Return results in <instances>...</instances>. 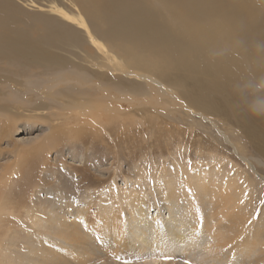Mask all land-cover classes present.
I'll use <instances>...</instances> for the list:
<instances>
[{
    "label": "rangeland",
    "instance_id": "1",
    "mask_svg": "<svg viewBox=\"0 0 264 264\" xmlns=\"http://www.w3.org/2000/svg\"><path fill=\"white\" fill-rule=\"evenodd\" d=\"M3 1L13 11L0 4V51H10L13 56L12 60L0 56V190L5 203L0 264H30L27 245L39 238L46 244V237L54 236L55 231L47 228L50 221L44 224L43 220L62 212L64 218L79 222L80 229L84 228V216L100 229L105 263L171 264L174 260L172 264H242L244 259L263 256L254 237L247 244L254 247L231 254L217 248L220 238L210 232L217 221L226 224L221 210L232 216L236 208L243 207V200H234L232 207H217L219 188L232 179L239 180L236 191L233 187L226 197L235 199L245 183L248 191H241V197L251 189V218L244 237L254 228L257 232L258 223L264 224V158L253 147L258 141L252 139L251 143L233 125L236 93L246 89L231 82L224 84L229 90L215 87L205 69H224L241 43L245 64L255 70V76L257 69L258 77L264 74L258 68V53L264 50V0H198V9L188 6L189 0H180L185 18L181 28L173 21L167 25L161 14L162 4L170 5L173 0H119L122 9L112 11L137 9L138 13L127 18L129 29L125 31L121 24L112 30L107 27L108 21L115 20L112 14L93 12L90 21L106 27L102 35L88 23L77 0ZM100 1L99 7L113 4V0ZM196 10L206 18L197 16ZM152 14L161 16L164 30L149 19ZM12 15L16 23L10 25L8 34L7 21ZM142 17H148L155 34L179 37L180 49L167 55L173 68L170 75L183 81L190 93V86H200L201 99L226 111L231 122L203 119L191 102L170 100L183 88L167 82L165 75L157 76L168 87L159 97L153 94L132 104L123 103L121 109H112L113 113L109 108L113 119L100 122L92 112L82 114L74 109V101L81 104L86 98L95 111L108 109L106 86L121 74L109 68L112 64L105 59V55L113 59L109 51L120 52L128 60L159 65L160 56L150 52L157 42L137 26ZM70 33L84 48H72ZM13 37L29 39L30 45L22 47ZM47 56L50 64L42 62ZM80 64L87 71L79 68ZM83 72L88 74L84 79L94 81L79 79ZM95 75L103 82L106 76V85H98ZM133 81L132 77L124 79L123 92ZM252 93L258 95L256 86ZM235 144L237 148L244 145L242 154ZM245 198L246 202L250 197ZM104 216L109 223L104 222ZM117 227L124 232L118 234ZM122 237L127 245L120 243ZM50 241H54L52 245L57 242L56 249L64 247L56 251L52 264H97L96 257L90 260L91 251L85 258L68 252L62 239ZM13 242H17L19 255L7 250ZM223 255L226 259H221Z\"/></svg>",
    "mask_w": 264,
    "mask_h": 264
},
{
    "label": "bare ground",
    "instance_id": "2",
    "mask_svg": "<svg viewBox=\"0 0 264 264\" xmlns=\"http://www.w3.org/2000/svg\"><path fill=\"white\" fill-rule=\"evenodd\" d=\"M77 1L81 5V7L84 11V14H86V17L88 19V23L89 24L91 23L90 25H92V27L96 31H98V33L100 35L103 34L106 27L102 22L97 21V24H99V25H94L90 21L89 18L93 17V12H102L107 16L112 14L115 17V20L108 21L107 27L109 26L110 29L112 30L121 24L120 26L125 31H128V29H129L128 28L129 24L126 22L127 18H129L130 16H134L135 14L138 13L137 9H131L129 11H112V8L122 9V2L119 0H113V4L111 6H108L106 4L105 7L97 6V5H102V3H103L100 0L93 1V2H89L87 0H77ZM158 1H160V0H158ZM4 2L5 1L0 0V4L5 9H9L12 12L13 8L4 4ZM187 3H188V6H192L196 9L200 8L198 0H189V1H187ZM183 4H184V2H181L180 0H173L172 4H170V5L165 4V3L162 4L163 12L161 14L164 17L167 25L171 26L170 21H173L176 24V28L182 27V23L185 22V18L180 13L181 8H183ZM195 13L200 18H206L203 14L200 13L199 10H196ZM149 19L151 21H153V23L157 27H159L160 29H163V19L161 18L160 15L152 14L149 16ZM15 23H16V21L13 20V15H12L7 21L8 27H7L6 32L8 34L11 33L10 25H13ZM83 23H82V26H83ZM84 24L87 26L86 23H84ZM137 26H139L145 32L150 34L152 36L153 40L157 42L156 46H153V45L150 46V52L154 55V57L160 56L161 59H160L159 65L158 66H152L147 62H146V64H143V63L138 62V61L128 60L126 58H122L121 57L122 55L120 52H117L114 50L109 51L111 57H113V59H111V58H109V55H107V56L105 55V59H107V62L112 64V66H109V68L113 69V70H117L121 74L115 76L114 77L115 81L108 83L106 86V93L110 97V100L106 101L107 105H108V109L103 108L102 111H98V110L95 111L96 108L91 107L92 102L88 98H86L84 100V102L81 104H78L77 101H74V103H73L74 109H80L82 111L81 112L82 114L92 112L93 113L92 116L93 117L98 116L101 120L100 122H103V120H105V119L108 120L107 117H110L113 119V115L110 114V112H107V110L110 111L109 108L111 109V113H113L112 109H116V108L121 109L123 107V105H122L123 103L132 104V103H134L140 99H144V98L147 99L148 97L151 98V96L153 97V94H156L159 97L161 95V93L163 91H165L166 88H168V87L166 86V84H164L163 81H159L157 79V76L158 75H165V76H167V82H172V81L176 82L183 88V89L177 91L176 93H174L171 96L170 100H172V101L187 100V101L191 102L192 104H194L196 106L197 109H199V111L201 112L199 115L203 119L209 120L211 117V118L220 119V120L224 121L225 123L231 122L229 114L226 111L218 108L214 104H210V105L206 104L201 99L200 94H201L202 88L200 86H198V85H197V87L190 86V89H192L191 90L192 93H190L187 90L186 85H185V87L183 86V84H184L183 81L177 80L170 75L169 72L173 68L167 62V55L171 52H175V51L180 49V46L182 44H180V42H179V37L172 38L169 34H167L165 32L163 34H159V35L155 34L150 27L148 17H146V18L142 17L137 22ZM89 35H90L91 39H93V36L90 33H89ZM230 36H234V35L231 34ZM186 37H187V35H186ZM70 39H71L72 48L75 46H78L79 48L80 47L84 48L83 44L78 40V38H75L74 36H72L71 33H70ZM12 41L19 44L22 47H27L30 45L29 39H26L24 37H13ZM233 41L236 42L235 39H233ZM77 42H78V44H77ZM30 47L32 48L33 46H30ZM233 51H234V53L232 54L231 58L228 59V61L224 64V69H221V67L219 66V67L212 68V69H210L208 67L205 70H207V72H209V74L211 75V79L209 81L212 82L213 86H215V87L229 90L228 86H224V84L226 82H231V83H238V88L243 87L246 89V90H244V92H241L239 94L238 89L236 88L238 91V93H236L235 87H232L230 85V88L232 90L235 89L234 91L236 93L235 106L231 110L232 115L235 117V121H234L233 125L237 126L241 130V132L244 134L245 139L249 140L251 143H253L251 141L252 139L258 141V142H256V146L253 145V147L258 152V154L264 158V74L261 75L260 77H258V69H257L256 70L257 76H255V70L250 69L245 64V62H244V51L245 50H244L243 46L241 45V43H238L237 50H233ZM0 56L4 57L5 59H9V60L11 59L12 60L13 53L10 51H3V52L0 51ZM188 59L189 58L185 59V64L188 62ZM42 62L45 64L46 63L50 64L51 61H50L49 56H47V58L42 60ZM53 62H55V58H53ZM63 62H66V61L63 60ZM37 65H39V63ZM79 68L83 69L84 71H87L85 69V66H83L81 64L79 65ZM258 68H261L264 70V50L263 49H261L260 52L258 53ZM86 75H88V74H86L84 72L82 75L79 73V79L84 80L87 83H91L94 81V80L87 81L86 79H84V78H87ZM118 76H121L122 78H120ZM93 77L96 78L95 81H97L98 85H101V84L106 85V76H103L104 82L101 80V78L99 76L95 75ZM127 77H132L134 79V81H133V83H128L126 86L127 88L123 92L122 86L124 84V79H126ZM217 81H218V83H216ZM252 81L258 82V83H252ZM255 86L258 88V95H254L252 93V89ZM193 93H195V94H193ZM250 93H252L253 96H251ZM38 109H40V108H36L34 110H38ZM83 111L85 113H83ZM94 112H95V114H94ZM11 116H12V114H11ZM93 120L95 123H97V121H98L97 118H93ZM243 134H241V135H243ZM225 139L228 143H230L229 138H225ZM234 140L235 139H233V141ZM239 147H240L239 151L242 154V149L244 148V145H242V147L241 146H239ZM239 147L237 148V145H236L237 150L239 149ZM237 150H235V151H237ZM242 158L246 159L245 157H242ZM237 180L238 179H234V180L232 179L231 181H228L227 183L223 184L219 188V195L220 196L217 195V197H218L217 207L223 208V209L226 208L227 206L232 207L231 204H235L234 200L237 202H240L243 200L242 204H241L243 207L241 208V210H239V207L236 208V210H235L236 213H234V215H232V216L230 215L229 211L224 212L223 210L219 209V210H221L220 214L226 220V224L223 225L220 223V221H217L216 222L217 224L215 225V227L212 230H210V229L209 230H210L211 234H215V235L219 236V238H220V240L217 241L218 242L217 248L227 249L231 254L232 253L234 254V252H235V254H237V253L242 251L241 250L242 248H245V247H246V249H250V248L254 247L252 245H249L247 247V244H249L248 241H252V237H254L255 240H258L257 241L258 247L260 248V250L263 251L262 252L263 256L261 258L257 257L255 259H251V258L244 259L242 261V264H264V224H261V222L258 223L257 232L254 231L255 230V228H254V230H252V233L250 235H246V237H244V235H243L245 230L249 228V226H248L249 225V219L251 218V211H252V204H253V203H251V201H253V199L251 197V189L248 192V194H245L242 198L240 195V192L245 191V193H247L248 187H249L247 185V183H245L243 185H246V186H243V189L242 188L240 189V191L238 192V195L235 194V196H233V197H235V199H232V197H226V196H230V194L232 193V190L236 191L235 183ZM0 182H3V181H0ZM233 187H234V189H232ZM2 189L4 190V186ZM213 191H215V190H213ZM2 192L3 191L0 190V226L2 225V222H4V220H5V216H4L5 203H2V197H3ZM245 196L250 197L248 199V201H246V202H245V199H246ZM53 213H54V211H53ZM64 215L65 214L63 212L60 214L59 213H56L54 215L51 214L50 219L48 218L49 220H47V218H45L43 220L44 224H45V222L48 223L50 221L47 228L53 229L55 231V234H54L55 237L54 236H48L50 238L46 237V239L44 240V241H46L48 239L46 241V244H42L41 242H39L40 241V238H39V241L37 243L32 242L30 245H27V247H26L27 252L30 254V257L28 260L30 262V264H52V262L56 259V257H55L57 255V254H55L56 251H58L61 248V247H58V249H56L58 246L56 244L57 242L55 243V245H52L54 241H50V240H54V238L62 239V241H64V242L66 241L68 244V252L69 251L73 252V253L75 252L79 256L85 255L83 257L86 258L87 252L91 251L90 260L92 259L91 257H96L97 264H119V262H116V261L105 263L102 260V257L104 256V251L100 247V241H101L100 236H99L100 229L95 224H90L89 221H91V220L88 219L87 216H84V218H83V220L85 221V223L83 224L84 228L80 229L81 224L79 222L75 223L74 222L75 220L74 221L68 220V219L64 218ZM65 217H66V215H65ZM107 218H108V216L103 217V220L105 223H109V221L106 220ZM111 219L112 218L110 217L108 220H111ZM167 220H169V218H167ZM100 221H101V218H100ZM159 224H162V223H159ZM208 224L209 225L212 224V226H213V223H208ZM180 226H182V225H180ZM1 227H3V226H1ZM143 228H141V229H143ZM137 229L139 230V228H137ZM115 230L116 231L119 230L118 234H122L120 232L123 231L124 228L122 229L121 227H117ZM173 233H175V231H173ZM170 234H172V233H170ZM238 239H241V240L238 241ZM124 240L122 237L120 243H124V245H127L126 237ZM229 242H232L234 244L231 247H229V245H230ZM33 244H36L39 248H37V249L33 248L34 247ZM9 245H10V247L7 250L11 251V252H15L16 255H19V253H17V251H16L17 242H13ZM63 248L64 247H62L61 249H63ZM27 252H26V250L24 251V253H27ZM217 257H215V258H217ZM21 258L22 257L20 256L19 259H21ZM222 258H224V255H223V257H221V259ZM224 259H226V258H224ZM173 261L174 260L171 261V264ZM122 262L124 263V261H122ZM122 262H120V264Z\"/></svg>",
    "mask_w": 264,
    "mask_h": 264
}]
</instances>
